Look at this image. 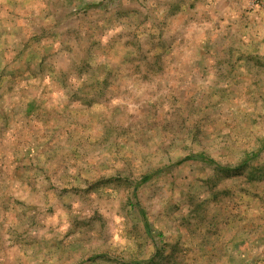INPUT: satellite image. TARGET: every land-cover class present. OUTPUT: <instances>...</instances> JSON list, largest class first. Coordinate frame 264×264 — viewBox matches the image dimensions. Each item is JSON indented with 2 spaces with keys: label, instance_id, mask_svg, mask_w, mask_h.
I'll list each match as a JSON object with an SVG mask.
<instances>
[{
  "label": "rangeland",
  "instance_id": "1",
  "mask_svg": "<svg viewBox=\"0 0 264 264\" xmlns=\"http://www.w3.org/2000/svg\"><path fill=\"white\" fill-rule=\"evenodd\" d=\"M0 264H264V0H0Z\"/></svg>",
  "mask_w": 264,
  "mask_h": 264
},
{
  "label": "trees",
  "instance_id": "2",
  "mask_svg": "<svg viewBox=\"0 0 264 264\" xmlns=\"http://www.w3.org/2000/svg\"><path fill=\"white\" fill-rule=\"evenodd\" d=\"M187 158H190V157H187ZM146 179V178H145Z\"/></svg>",
  "mask_w": 264,
  "mask_h": 264
}]
</instances>
